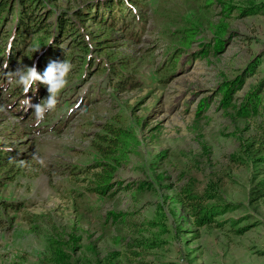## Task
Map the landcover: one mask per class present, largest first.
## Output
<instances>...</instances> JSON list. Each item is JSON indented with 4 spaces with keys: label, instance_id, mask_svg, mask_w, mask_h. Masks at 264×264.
I'll list each match as a JSON object with an SVG mask.
<instances>
[{
    "label": "rangeland",
    "instance_id": "rangeland-1",
    "mask_svg": "<svg viewBox=\"0 0 264 264\" xmlns=\"http://www.w3.org/2000/svg\"><path fill=\"white\" fill-rule=\"evenodd\" d=\"M85 1L59 5L73 8ZM144 5L141 41L119 37L113 49L128 61L139 88L114 89L104 73L82 84L72 79L76 91L58 100L59 107L39 125L0 107V145L17 148L23 141L32 155L21 175L0 191L1 198L24 203L22 212L8 216L10 226L0 228V264H264V198H255L264 164L245 153L254 135L247 120L235 108H223L218 94L254 57L264 59V13L244 16L246 0ZM217 37L224 40L220 53L205 59L195 54ZM176 48L184 53L169 70L167 52ZM252 73L232 107L264 78V64ZM205 100L209 107L201 108ZM113 122L131 130L138 144L114 175L112 195H92L71 171L95 162V134ZM29 125L41 133L23 134ZM190 184L198 192L211 188V203L226 206L218 225L195 227L176 202ZM140 238L159 246L144 252L136 246Z\"/></svg>",
    "mask_w": 264,
    "mask_h": 264
},
{
    "label": "trees",
    "instance_id": "trees-1",
    "mask_svg": "<svg viewBox=\"0 0 264 264\" xmlns=\"http://www.w3.org/2000/svg\"><path fill=\"white\" fill-rule=\"evenodd\" d=\"M61 1L0 0V107L9 110L16 119L28 124L35 120V113L22 101L30 98L32 104L40 103L47 97L48 92L46 86L37 82L32 90L24 94L23 87L8 75L18 66L35 64L37 70L43 74L51 61L68 60L73 67L68 76L69 83L60 93L58 100L66 98L69 90L76 89L70 85L72 79L79 80L82 84L88 78L103 73L108 75L109 86L119 91H133L141 85L136 75L128 73V61H120L123 59L116 57L113 49L116 48L114 43L119 41V37L122 41H141L142 29L139 23L143 22L141 10L147 0H87L73 8H61ZM246 1L248 5L241 11L244 16L264 13V2ZM93 26L97 31H93ZM191 30L193 29H183L179 32L185 34ZM34 38H37L38 48L35 47ZM186 38L188 40V37ZM36 48L39 50L34 52ZM223 48L224 40L217 37L212 47L203 45L195 54H200L201 58L205 59L212 53H220ZM183 53V48L167 52L166 62L169 70L179 65ZM98 58L104 60L101 65ZM106 64H109L110 68ZM263 64V56L254 57L240 76L226 81L220 87L218 94L223 108H235L237 115L247 120L254 135L244 147L245 153L251 158H258L259 162L264 164V78L246 93L239 106L232 107L233 96L248 79L246 76L258 71ZM58 107L59 103L55 109ZM203 107H209L206 100L201 108ZM50 114L46 113L44 119ZM32 128L34 127L29 125V129L22 131L23 134L41 133L40 129ZM23 134L19 135V139L24 138ZM137 142L131 130L114 122L103 124L101 131L96 133L93 139L97 159L91 165L73 169L71 173L74 180L84 184L86 191L92 195H112L114 175L133 153ZM18 145L17 148L0 145V191L8 183L14 182L21 175L23 164L32 159L30 146L24 145L23 141H19ZM255 194L256 200L264 198V181ZM215 196L216 193L211 188L198 192L190 184L182 188L175 198L192 219L193 225L201 229L218 225L216 218L227 211L225 205L211 203ZM23 209L24 203H12L0 196V228H8L11 224L8 216L18 214ZM112 217L117 220L119 216ZM239 232L243 233L244 229ZM138 240L136 246L144 252L159 246V242L154 239ZM143 251L133 253V257H141ZM132 261L136 262L135 259H130V262ZM137 264L146 263L139 261Z\"/></svg>",
    "mask_w": 264,
    "mask_h": 264
},
{
    "label": "clouds",
    "instance_id": "clouds-1",
    "mask_svg": "<svg viewBox=\"0 0 264 264\" xmlns=\"http://www.w3.org/2000/svg\"><path fill=\"white\" fill-rule=\"evenodd\" d=\"M49 42V44H51ZM39 49H34V52ZM5 67L7 65L5 64ZM72 64L64 60L51 61L41 74L35 64L32 66H18L15 71L8 73L15 83L23 87L24 94L32 90L33 86L39 82L47 88L48 95L40 103L32 104L30 98H25L22 103L27 108L33 109L35 113L36 124L39 125L45 118V114L54 111L58 104L60 93L67 87L68 76L72 71Z\"/></svg>",
    "mask_w": 264,
    "mask_h": 264
}]
</instances>
